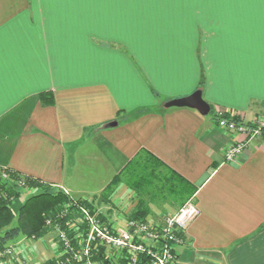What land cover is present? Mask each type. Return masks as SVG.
Here are the masks:
<instances>
[{"label":"crops","instance_id":"0c3cea01","mask_svg":"<svg viewBox=\"0 0 264 264\" xmlns=\"http://www.w3.org/2000/svg\"><path fill=\"white\" fill-rule=\"evenodd\" d=\"M196 89L211 115L164 106ZM222 113L264 121V0H0V168L118 225L135 193L98 195L148 151L197 187L176 264H264V141L225 161L245 135ZM150 208L159 223L176 210Z\"/></svg>","mask_w":264,"mask_h":264},{"label":"built area","instance_id":"2783aa9c","mask_svg":"<svg viewBox=\"0 0 264 264\" xmlns=\"http://www.w3.org/2000/svg\"><path fill=\"white\" fill-rule=\"evenodd\" d=\"M253 124L256 127L247 128L219 115L217 125L220 128L245 135L244 139L224 151L225 161H234L248 140L257 138L264 141V121L257 120ZM8 171L1 168L0 183L14 182L19 188L27 189L25 176L18 174L16 178H11ZM74 206L72 211L66 206L58 213V218L64 221L62 227L53 219L45 220L46 225L52 224L56 242L60 243V248L56 245L53 250L52 264H103L104 260H107L104 264H176L173 245L180 242L178 234L199 213L192 197L160 223L150 219L142 222L122 215L119 216L122 222L115 225L108 218L100 220L97 210L91 213L83 205ZM22 242L0 250V264L10 263L14 256L22 258L19 254H24L27 246ZM101 251L104 252L102 258L99 257ZM35 264H39V260Z\"/></svg>","mask_w":264,"mask_h":264},{"label":"trees","instance_id":"16d2710c","mask_svg":"<svg viewBox=\"0 0 264 264\" xmlns=\"http://www.w3.org/2000/svg\"><path fill=\"white\" fill-rule=\"evenodd\" d=\"M202 83V74H200L198 86L201 87ZM50 99L51 96H49V102H51ZM221 117L247 128L256 127L253 123L240 122L235 116L229 117L225 113H222ZM8 172L11 178H16L19 174L12 170ZM121 182L125 183L137 198L135 206L125 217L142 222L146 221V215L151 212L150 205L159 207L166 205L177 210L186 200L194 197L197 188L144 149L139 150L125 164L124 168L111 179L99 193V198L110 202V194ZM25 183L27 189L36 190L24 201L20 199L21 188L14 182L0 183V250L8 245L17 246L19 241H23L22 243L27 245V242H35L42 238L47 239L51 253L46 259L40 260L38 258V260L39 264H52L53 250L57 248L56 245L59 249L60 243L56 242L52 224L46 225V219H53L62 227L64 221L58 218V213L66 206L70 211L74 210V204L85 206L91 213L97 210L100 220L105 221L104 219L108 218L107 215L99 211V204H93L87 200H73L64 192L43 185L37 179L27 176H25ZM14 199L21 201L15 211L11 207ZM32 235L33 238H31ZM181 235L182 232L178 234L180 239ZM103 253L101 251L99 254L100 258H102ZM19 257L14 256L13 264H23L21 257ZM22 260H24L23 256ZM104 263H107V260H104Z\"/></svg>","mask_w":264,"mask_h":264},{"label":"rangeland","instance_id":"374dc122","mask_svg":"<svg viewBox=\"0 0 264 264\" xmlns=\"http://www.w3.org/2000/svg\"><path fill=\"white\" fill-rule=\"evenodd\" d=\"M209 115H211V112H209ZM25 190H27V189H25ZM19 205L20 204L15 199L13 200V203H11V207H12V209H14V211L17 209V207ZM159 210L162 211L161 209H159ZM172 212L173 211H167V213H172ZM47 241H48L47 239L42 238V239H39L38 241H35V242H27L28 243L27 247L23 251L24 254L21 253L19 255H22L23 257L25 256L24 261L26 264H35V262L38 260V258L40 260H43L44 258H47L50 255V253H51L50 244ZM20 259L22 260V258H20ZM12 261L14 262V260L12 259L10 261V263L7 261V263H5V264H13Z\"/></svg>","mask_w":264,"mask_h":264},{"label":"water","instance_id":"95a60500","mask_svg":"<svg viewBox=\"0 0 264 264\" xmlns=\"http://www.w3.org/2000/svg\"><path fill=\"white\" fill-rule=\"evenodd\" d=\"M165 107H188L193 108L198 111L201 115H206L210 107L209 105L202 99L201 97V91L199 89H196L192 93H190L187 96L175 98L172 100L167 101L164 104ZM116 122H112L109 125L113 126Z\"/></svg>","mask_w":264,"mask_h":264}]
</instances>
